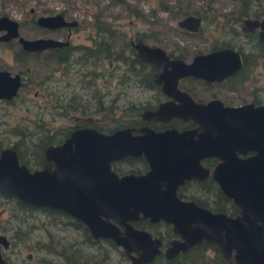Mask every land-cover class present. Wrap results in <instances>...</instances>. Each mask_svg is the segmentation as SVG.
Returning a JSON list of instances; mask_svg holds the SVG:
<instances>
[{
	"label": "water",
	"instance_id": "95a60500",
	"mask_svg": "<svg viewBox=\"0 0 264 264\" xmlns=\"http://www.w3.org/2000/svg\"><path fill=\"white\" fill-rule=\"evenodd\" d=\"M35 21L49 25L70 22L60 12L38 14ZM243 22L259 25L264 37V11L261 18L245 17ZM176 23L189 30L200 27L199 16L189 12ZM17 25L15 18L1 13L0 29L4 30L0 39L16 36L26 49L60 43L52 37L20 35ZM132 44L137 56L149 62L161 90L172 97L142 114L154 118L177 115L196 124L182 130H153L142 125L136 133L129 127L110 132L92 125L72 127L59 142L45 143L44 163L31 168L18 160L10 143L2 145L0 194L79 218L89 239L110 238L130 264L147 263L159 253L171 257L202 240L214 243L223 260L264 264V102L227 104L217 97L196 100L176 85L177 78L184 75L209 80L231 73L240 64L238 50L224 45L184 59L168 56L159 44L141 39ZM19 81L17 72L0 67V97L13 95ZM181 148L187 151L184 155L179 153ZM248 150L251 152L246 153ZM202 151L221 157L210 174L232 200L235 213L211 210L176 195L175 186L182 177L208 172L196 161ZM127 153H141L148 168L117 174L109 162ZM136 217L168 222L177 236L161 249L160 236L131 223ZM7 242L0 233V243L5 246ZM0 264H8L1 252Z\"/></svg>",
	"mask_w": 264,
	"mask_h": 264
},
{
	"label": "rangeland",
	"instance_id": "374dc122",
	"mask_svg": "<svg viewBox=\"0 0 264 264\" xmlns=\"http://www.w3.org/2000/svg\"><path fill=\"white\" fill-rule=\"evenodd\" d=\"M237 4L238 0H0V14L17 20L20 35L35 36L41 34V28L33 20L34 16L63 7L65 15L79 20L71 34L73 42H89L87 32L92 28L91 19L95 15L113 28L112 50L119 46L126 49L128 39L140 33L145 41L159 44L173 53L181 52L187 58L197 50L207 49L210 44L222 40L230 42L223 38H232L227 27L228 16ZM186 12L203 15L198 30L190 31L177 25L176 19ZM233 26L239 29L238 22ZM17 47L15 39H0V67L10 72L20 70L24 79L16 94L7 100L0 99V146L19 140L21 131L22 141L29 144L35 134L52 133L43 132V129L66 128L74 121V114L91 116L90 120L102 127L116 123L101 115L108 99L98 102L90 94L93 87H103V67L122 68L123 64H116L111 57L112 52L96 65L73 61L75 51L70 54L69 61H49L45 65L41 53L22 60L14 58ZM89 69L100 70L99 74L94 72L92 82ZM116 77V74L110 75L111 84L116 83ZM247 80L239 89L218 92V95L235 102L250 99L253 92L264 95V58L257 59ZM216 89L197 84L194 92L206 97ZM65 220V216L52 217L38 208L19 209L11 196L0 194V232L8 239L5 246L0 243V251L9 264H64L61 254L54 248L69 244L95 257L105 252L100 264H130L120 253L119 246L114 247L103 239L88 242L79 227L63 222ZM211 252V248L205 249L206 254Z\"/></svg>",
	"mask_w": 264,
	"mask_h": 264
},
{
	"label": "flooded vegetation",
	"instance_id": "af4514ba",
	"mask_svg": "<svg viewBox=\"0 0 264 264\" xmlns=\"http://www.w3.org/2000/svg\"><path fill=\"white\" fill-rule=\"evenodd\" d=\"M240 7H245L248 11L247 14L237 17L235 16L236 14L235 11H237ZM263 11H264V0H238L237 8L234 10V12L230 17L228 16L227 27L229 28V31L232 34V38L230 37L223 38V39H228L230 42H228V44H222L220 42H226L222 40L218 43L210 44L209 47L205 49L208 50L224 45L232 46L233 48L237 49L240 54V64L236 69H234V71L222 76L219 79H209V80L204 79L202 77H196L193 75L180 76L177 78L176 81L177 87L179 89L185 90L192 98L196 100H205L210 97H217L223 103H227V104H238L245 101H252L253 103L264 102V95L260 96L256 92H253L252 97L250 99L237 101V102L231 101L232 99H223L218 95L219 94L218 92L223 93V92L234 91L235 89L236 90L239 89L242 84L244 85L245 82L248 81L247 79L251 74V69L257 63V59L264 58V37H261L259 34V28H260L259 25H246V23L243 22V19L245 17L256 18V19L261 18L263 16ZM55 12H60L63 19L70 20V22L53 24V25L39 24L35 21V17H36L35 15L33 20L35 21L36 25L41 28L40 31L41 34L35 36L56 38L60 40V43L55 45L44 46L41 48L26 49L20 45L16 36L9 37L6 39H1V40H10V39L16 40V42L18 43V47L14 51L13 54L14 58L18 60H22L23 57H28L34 54L41 53L43 62L46 65L48 64L49 61L51 62L53 61L55 63L69 61L71 59L70 54L72 53V51H75L76 54L72 56L73 61L78 62L79 64L90 63L92 65H96L98 63H101L100 60L101 58L109 57V55H111L112 52L111 43H112L113 35L111 37L110 30L108 28H104L103 30H101V32L95 29L94 27L95 15L91 19L92 28H89L87 32L89 42H73L71 40V34L73 29L77 27L79 20L73 16L65 15L63 7H59L56 11L53 12H46L39 14H52ZM197 15L199 16V20L201 22V16L203 15L200 14ZM234 22H238L239 29H236L233 26ZM223 24L224 23L222 22V25ZM180 28L189 30L186 27H180ZM190 31H196V30H190ZM137 35H141V34L135 33L133 34V36H131L128 39V47L126 49L123 46L117 47L119 51V56H116V53L112 52L111 57L114 59L116 64L122 63L123 64L122 68H120L119 70H115V68L113 67L110 70V68L108 69L106 67H103L104 73L101 83L103 86L102 89H99L96 86L93 87L94 89L91 90L90 92L92 97H94V99H97L98 102H100L101 99L102 100L108 99L107 103L104 104V108H103L104 110L101 115L102 117H108V119H110V117L115 115L114 113H117L116 115H118L119 117H115L114 121L116 123H113L111 125L108 124L107 126L102 127L101 125H97L95 124V122H92L90 120L91 116L74 114L73 115L74 121L66 126L67 133L72 127H77L82 125H92L96 129L105 132H110L116 127H129L131 133H136V132H140V130H138V127L142 125H146L152 128L153 130H161L167 127H174L175 129L182 130L193 127L196 124L191 119H183L177 115H171L168 116L167 118H154V117H145L142 114V111L144 109L154 108L159 101L171 99L172 97L171 95L164 93L160 88V83L154 80L149 62L144 61L137 56L136 49L133 46L132 41H136L138 39L144 40L142 39V37H137ZM35 36H25V37H35ZM106 46L108 48H106L105 50ZM97 48H99V50L100 49L103 50L104 52L103 55H97V56L94 55V51H96ZM205 50H197L195 52L205 51ZM260 50L263 52V55H261ZM166 52L168 56H179V54L181 53V52L173 53L172 51L169 50H166ZM85 55L87 56L84 57ZM191 55L187 58L184 56H179V57H182L184 59H189ZM243 57L247 58L248 60L244 62ZM143 64L145 65L146 71L150 73L149 77L145 76L144 73L142 72L141 66ZM87 71L91 72V76H92L89 77V81L90 82L94 81V72L96 70L89 69ZM13 72H17L19 74L20 81L17 86L18 89V87L21 85V83L24 80L23 75L21 74L20 70H16ZM96 72L99 74L100 70ZM112 74H116L117 77H116V83L111 84L110 75ZM239 78H241V80H239ZM115 84H117V86H115ZM197 84L206 87L214 86L217 89L211 91L209 95H207L206 97H201L199 95L198 96L195 95L196 93L194 92V88ZM17 89L14 94L17 93ZM144 93L145 96H143ZM13 95H11L10 97H0V99L7 100L11 98ZM117 100H120L121 102L117 103L116 102ZM175 100L176 99L174 98V101ZM56 105H58V103H56ZM59 129L61 128L57 127L52 130H46V129L43 130L44 132H57ZM43 130H41V132ZM67 133L63 135L60 139L55 140L53 138V140L45 141L42 144L40 162L36 166H41L44 163L43 145L47 142H52V143L59 142L60 140H62L64 136L67 135ZM186 152L187 151L183 150L182 148L179 150V153L183 155ZM249 152L251 151L248 150L246 153ZM24 153L28 158H32V156L34 155L31 149H26ZM246 153H238V154L244 155ZM180 154H179V158L181 159L183 156ZM220 158L221 157L215 154L205 153V152L200 153L197 156L196 161L203 168H207L208 172L198 173V175H190L189 177H182V179L178 181L175 186L176 195L182 199H190L194 203L205 206L211 210L220 209L230 214L235 213L236 209L234 207L232 200L230 199V197L226 196L223 193L217 180L213 178L210 174L211 169L216 164V162L220 160ZM179 162L183 164L182 161ZM109 165L110 168L114 170L117 174L126 173V172L138 173V172H143L148 168L147 161L141 153L140 154L127 153L121 155L118 158L111 159ZM36 166H28V167L31 168ZM224 201L226 203L224 204L225 207L223 208L222 204ZM77 219L80 220L79 218ZM138 220H142V221L144 220L147 221L148 223L156 222L157 224L154 225L153 228H150L145 224L140 225L137 222ZM130 221L133 225L137 227H142L147 229L151 233V235L160 236L162 239L160 245L161 249L164 247V245L167 244L168 240L171 237L177 236V234L172 232L170 228V224L168 222L162 221L161 219L148 220L147 217H136L134 219H131ZM165 226L168 229V231L166 232L164 231ZM160 227H162V230H160ZM96 239H90V240H96ZM210 244H214V243H210ZM219 256L222 259L220 253ZM225 260L227 261L232 259L230 258Z\"/></svg>",
	"mask_w": 264,
	"mask_h": 264
},
{
	"label": "trees",
	"instance_id": "16d2710c",
	"mask_svg": "<svg viewBox=\"0 0 264 264\" xmlns=\"http://www.w3.org/2000/svg\"><path fill=\"white\" fill-rule=\"evenodd\" d=\"M247 9L245 7H240L236 12L235 16H241V15H245L247 14ZM134 13H137L136 15H139V13L135 10ZM94 27L96 30H99L101 32V30H103L104 28H108L110 30V35L112 37L113 35V28L110 27V25H108L107 22H104L103 20H100L98 18L95 17V21H94ZM137 37H142V35H137ZM222 44H228V42H220ZM108 48L107 46L105 47ZM112 52L116 53V56H119V51L117 48H115L114 50H111ZM261 51V50H260ZM106 52V51H105ZM103 50H99V48L96 49V51H94V55H103ZM261 55H263V52H260ZM87 55H85L84 57H86ZM179 56H183L182 53L179 54ZM119 59V58H118ZM117 59V60H118ZM248 59L243 57V61L246 62ZM142 68V72L144 73L145 76L149 77L150 73L148 71H146L145 69V65L143 64L141 66ZM147 72V73H146ZM239 80H241V78H239ZM116 116H112L110 117V119H115ZM114 122V120H112ZM98 127V126H97ZM111 128V127H110ZM40 132V131H39ZM44 132V131H43ZM58 132V134H56ZM57 132H52V133H48L43 135H34V138L31 139L29 141V144H24L25 142L22 141L23 138V131H21V136L19 140H15L14 142L11 143V145L15 148L16 153H17V157L18 160L21 162H24L27 166H36L39 162H40V158H41V146L45 141H51L53 140V138L56 139H60L63 135H65L67 133V129L63 128V129H59ZM55 135V136H54ZM25 149H31V151L34 153V155L32 156V158H28L25 155ZM10 196V195H9ZM11 198L15 201L16 206L19 209L22 208H38V209H42L45 212L49 213L52 217H57L60 218V215L65 216L66 220L63 222H67L72 226L75 227H79L83 233H84V237L88 242H98L100 239H103L105 241H107L110 245L117 247L115 243H113L111 241L110 238H99L96 240H90L87 237V233H86V228L84 226V224L78 220L77 218L61 211L55 208H50V207H46V206H37V205H32V204H28V203H23L21 201H19L18 199H16L15 197L11 196ZM226 202L224 201L222 204V207L224 208V204ZM140 225L145 224L146 226L153 228L154 225H156L157 223H148L147 221H142V220H138L137 221ZM164 231H168V229L165 226ZM40 245L44 244V242H39ZM50 247V246H48ZM207 248H211L212 252L211 254H206L205 253V249ZM54 250L59 254H61L62 257V261L64 262V264H100V260L102 258V256L105 255V252H102V255L100 257H95V254H91V253H84L81 250L78 249V247L75 246H70L69 244L67 245V247L64 246V244H60L58 248H54ZM120 253L122 254L121 248H119ZM54 264V263H51ZM144 264H235L232 260H222L219 256V252L216 248V246L214 244H210L207 243L205 241H201L198 244H194L190 247H188L186 250L184 251H179L177 254L171 256V257H165L162 253L156 254L154 256V258Z\"/></svg>",
	"mask_w": 264,
	"mask_h": 264
}]
</instances>
